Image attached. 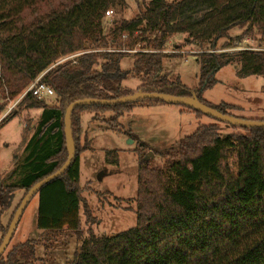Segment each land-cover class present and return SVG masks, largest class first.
Wrapping results in <instances>:
<instances>
[{"label":"trees","instance_id":"trees-1","mask_svg":"<svg viewBox=\"0 0 264 264\" xmlns=\"http://www.w3.org/2000/svg\"><path fill=\"white\" fill-rule=\"evenodd\" d=\"M126 1L0 0V117L7 105L3 101L20 97L39 77L57 100L52 108L31 94L18 102L17 107L41 114L28 144L30 170L19 185H0V205L17 190L25 196L63 166L67 159L64 115L76 101L117 100L138 92L163 94L195 98L233 117L229 112L240 111L238 107L224 103L211 107L202 99L216 85V72L233 66L239 78L264 77V49L225 52L249 36L257 35L264 42V0H149L133 20H112L104 34V14L116 7L124 9ZM233 29L242 33L230 39L228 32ZM124 34L127 40L122 43ZM175 35H184V44L200 51L204 45L211 47L196 55L199 83L195 89L162 74L165 45ZM223 39L228 40L223 52H216V44ZM137 43L152 53L134 54L130 71L120 68L127 54L106 52L110 47L130 48ZM78 53L83 54L74 65L57 64ZM130 76L140 81L134 93L122 87ZM157 105L168 104L153 99L79 106L71 112L74 158L61 176L36 194L37 231L68 232L81 238L79 159L90 149L80 130L82 112L111 113L115 124L137 106ZM183 107L196 118L203 116ZM17 113L0 120V130ZM238 129L244 134L223 139L216 126H199L162 156L161 168L149 167L148 146L140 144L135 227L112 237H96L88 231L67 264H264V129ZM231 150L236 158L234 171L228 165ZM84 214L86 224L92 225L85 207ZM2 257L0 264H33L35 246L19 244Z\"/></svg>","mask_w":264,"mask_h":264},{"label":"rangeland","instance_id":"rangeland-1","mask_svg":"<svg viewBox=\"0 0 264 264\" xmlns=\"http://www.w3.org/2000/svg\"><path fill=\"white\" fill-rule=\"evenodd\" d=\"M148 2L149 0H127L124 9L119 7L113 9V16L103 20L104 34L109 31L112 20L131 21ZM241 33V30L233 29L228 32V36L234 39ZM184 39V35H175L168 40L163 53L166 57L162 61V74H168L172 80L178 77L185 87L192 90L199 83L196 55L210 51L211 47L204 45L200 51L194 46L185 45ZM226 42L228 40L225 39L218 41L214 50L222 53V47ZM141 46L135 44L129 49L133 50ZM237 46L242 50H259L264 49V42L260 43L258 36L253 35L233 43L230 46L231 50L224 51L235 53L234 48ZM133 56V54H127V57L122 60L120 64L122 71L132 69ZM66 63H70V60L61 64ZM237 75V70L233 66L219 69L215 75L217 83L212 89L202 94L203 101L211 107L221 103L236 106L240 111L229 112L234 118L264 122V77L239 78ZM139 86V79L131 76L122 83V87L131 93H134ZM22 95L10 102L3 101L7 105L0 120L18 110L16 117L11 118L8 124L5 123L4 126L6 124L7 126L0 131V144L4 142L8 144V150L0 153V185L3 187L19 185L24 175L30 170L29 161L27 162L26 159L32 150L28 144L36 130L40 111L17 107ZM43 102L51 108L57 105L55 96ZM146 107L125 115L115 124L111 122V113L82 112L84 115L80 119L81 134L83 130H86L85 140H89L90 149L92 141H95L96 151L83 156L84 163L80 169L78 187L81 198L79 206L81 238L68 232L51 234L37 231L35 222L38 195H36L23 211L2 258H5L7 253L17 245L32 242L35 246L33 264H67L78 253L88 231L96 237H112L134 228L137 191L136 152L140 149L141 143L148 146L145 157L149 167L154 169L161 168L162 156L176 148L179 142L193 134L199 126H216L219 136L223 139L244 134L238 128L206 116L197 117L200 120L196 119L193 113L182 112L189 111L183 106L162 105L150 109ZM89 135L90 137L95 135V140L89 139ZM132 135L138 137L141 143L132 141ZM233 153L231 150L228 154V165L232 171L236 167V158ZM23 198L24 191L17 190L6 195L3 204L0 205V240ZM84 207L93 219L92 225L86 224Z\"/></svg>","mask_w":264,"mask_h":264},{"label":"water","instance_id":"water-1","mask_svg":"<svg viewBox=\"0 0 264 264\" xmlns=\"http://www.w3.org/2000/svg\"><path fill=\"white\" fill-rule=\"evenodd\" d=\"M160 100L168 105L171 106H186L190 109H192L195 112L201 113L203 116L212 118L214 120L220 121L225 123L226 125L235 127V128H245V129H254V128H261L264 129V122L260 121H250V120H243L239 118H234L228 115H223L216 110H213L195 100V98L192 99H175L168 97L166 95L160 94H147V93H135L130 96H126L123 98H119L117 100H92V99H85L76 101L72 104H70L64 115V137H65V144H66V151H67V159L63 166L54 174L51 176H48L44 178L43 180L39 181L37 184H35L24 196L22 201L20 202L18 208L16 209L13 218L9 224V227L7 229V232L5 236L3 237L1 244H0V257L3 255L5 250L7 249V246L13 236V233L16 229V226L19 222V219L25 210L27 204L34 198V196L38 193V191L48 184L49 182L53 181L54 179H57L59 176H61L65 170L69 167L71 161L74 158V148L71 141L70 136V122L69 117L71 112L79 106H91V105H97V106H113L118 104H125V103H132L142 100Z\"/></svg>","mask_w":264,"mask_h":264},{"label":"built area","instance_id":"built-area-1","mask_svg":"<svg viewBox=\"0 0 264 264\" xmlns=\"http://www.w3.org/2000/svg\"><path fill=\"white\" fill-rule=\"evenodd\" d=\"M113 16V11H107L105 14H104V18H111ZM136 35V34H135ZM121 40H122V43H125L126 40H127V35H122L121 36ZM139 46L140 44L137 43ZM143 47V44L141 47L137 48V49H129V48H126L125 46H120V47H110L108 48V50L106 52L108 53H122V54H138V53H152V51L150 49H145ZM242 51V49H239V47L237 46L236 48H234V51L236 52H239ZM83 53H78V54H74L72 56H68L66 58H63L59 61L58 64H61L65 61H69L71 62L72 65L75 64V61L77 59V57H80ZM40 78L39 77L38 79H36L23 93L22 97H24L25 95L27 94H31L32 97L36 98L37 100L39 101H43L45 99H48V98H51L54 96V92L49 88L47 87L46 85L42 84L40 82ZM12 110V109H11ZM9 110V112L11 111Z\"/></svg>","mask_w":264,"mask_h":264},{"label":"crops","instance_id":"crops-1","mask_svg":"<svg viewBox=\"0 0 264 264\" xmlns=\"http://www.w3.org/2000/svg\"><path fill=\"white\" fill-rule=\"evenodd\" d=\"M195 60H196V58H195ZM121 62H122V61H121ZM120 64H121V63H120ZM120 68H121V67H120ZM177 78H178V77H177ZM179 80H180V79H179ZM202 99H203V98H202ZM159 106H162V105L149 106V107H148V106H147V107H146V106H137L136 108H134V109L131 111V113L134 112V111H136L137 109H140V108H144V107H146V108H149V109H150V108H156V107H159ZM54 107H55V106H54ZM182 112H188V113H190L191 111H182ZM182 112H180V113H182ZM131 113H130V114H131ZM191 113H192V112H191ZM40 114H41V113H40ZM83 115H84V114H83ZM83 115L81 116V119H82ZM193 115H194V114H193ZM194 116H195V115H194ZM195 118H196V116H195ZM196 119H199V118H196ZM199 120H200V119H199ZM90 121H91V118H90ZM90 121H89V122H90ZM89 122H88V123H89ZM88 123H87V124H88ZM7 124H8V123H7ZM7 124H6L5 126H7ZM5 126H3L2 129H3ZM2 129H1V130H2ZM92 129H94V128H92ZM1 130H0V131H1ZM83 131H84V132H82V136H83V139H84V138H85L84 135H85V131H86V130H83ZM88 134H90V132H89ZM91 134H93V132H92ZM132 136H133V135H132ZM133 137L135 138V143H138V142L141 143V140H140L138 137H136V136H133ZM88 138H89V139H94V140H95L96 137H95V135H92V137H90V135H89ZM88 142H89V140H88ZM0 143H1V141H0ZM92 143H93V144L91 145V149H89L88 151L82 153V155L80 156V159H79V182H80V169H81V167H82V164L84 163V162H83V156L86 155L87 153H95V151H96L95 148H94V146H95V145H94L95 141H92ZM141 144H143V143H141ZM144 144H145V143H144ZM7 145H8V144H6L5 142H4L2 145L0 144V153H1L2 151L8 150V146H7ZM4 170H6V169H4ZM1 173H2V172H1Z\"/></svg>","mask_w":264,"mask_h":264}]
</instances>
